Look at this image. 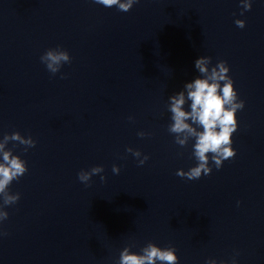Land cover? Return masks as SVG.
<instances>
[{"label":"clouds","instance_id":"1","mask_svg":"<svg viewBox=\"0 0 264 264\" xmlns=\"http://www.w3.org/2000/svg\"><path fill=\"white\" fill-rule=\"evenodd\" d=\"M94 2L106 8L115 6L119 11L128 12L138 0H94ZM240 4L241 15L252 8V0H240ZM235 24L239 28L245 27V21L241 19L235 20ZM40 60L52 75L58 73L63 64L71 63L69 52L60 46L46 50ZM210 65H212L210 56H201L196 59L195 68L202 78L198 77L185 85L186 96L184 91H180L169 98L168 111L171 113L172 123L169 124L168 131L175 135L174 142L185 147L190 140L195 141L192 156L197 161L196 165L187 171L180 169L176 173L188 180H198L202 175H209L212 172L210 161L216 169H220L225 160L232 159L237 154L232 147V137L238 129L236 114L244 108L245 104L238 98L234 82L228 75L230 69L227 62L220 60L214 66L210 67ZM186 99L190 101V111L184 108ZM145 135L144 132L138 133L140 137ZM10 141L25 145V151L28 147L36 145V141L31 136H22L18 131L5 134L0 139V201H2L0 222L8 219L9 213L5 208L14 205L20 199V193H11L9 186L28 171L26 162L7 148ZM126 151L136 158L142 155L139 150L132 148ZM147 160L148 156L145 155L138 162L143 165ZM103 171V166H94L90 170L82 169L77 174V178L81 183L89 186L91 178ZM112 171L119 174L120 168L113 165ZM100 179L104 181L106 177L101 175ZM132 247L133 245H128L120 251L117 264H178L179 258L174 247L161 248L149 242L139 253L132 251ZM206 264H216V261L209 259ZM221 264L226 262L221 261ZM232 264H236L235 257Z\"/></svg>","mask_w":264,"mask_h":264}]
</instances>
